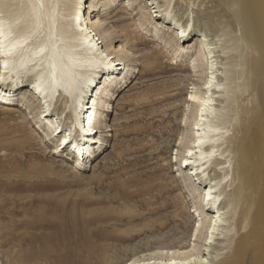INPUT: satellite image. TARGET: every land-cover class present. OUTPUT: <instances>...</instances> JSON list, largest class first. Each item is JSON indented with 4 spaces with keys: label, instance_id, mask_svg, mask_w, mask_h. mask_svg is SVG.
Returning <instances> with one entry per match:
<instances>
[{
    "label": "rangeland",
    "instance_id": "rangeland-1",
    "mask_svg": "<svg viewBox=\"0 0 264 264\" xmlns=\"http://www.w3.org/2000/svg\"><path fill=\"white\" fill-rule=\"evenodd\" d=\"M16 1L0 0V11L12 8L9 4ZM73 1L66 0L70 5ZM76 1L91 17L98 14L107 34L113 27L125 38L124 31L136 30L133 14L121 0L99 11L101 3ZM159 1L161 8H167L181 23L190 21L189 30L206 28L215 45L221 83L216 115L210 118L216 127L215 144L208 158L210 166L201 177L207 181L214 177L212 183L223 198L224 222L209 247L208 257L211 264L236 262V255L230 256L235 246L232 204L240 191L236 166L243 153L238 147L241 136H247L249 142L250 136L253 139L254 152L249 148L248 156H241L246 162L251 159L253 174L246 172L249 181L264 183V78L252 81L250 93L245 83L250 75L247 57L254 50L246 38L243 21L249 18L247 9H254L257 0ZM133 34H129V41L117 37L111 43H125V49L134 54L131 59L137 60L132 63H137L138 72L126 81L119 79L107 85L103 74L123 76L124 66L120 64L117 69L109 67L110 71L102 69L103 74L96 73L89 81L86 106L100 87L113 91L107 99L104 92L97 94L107 100L102 108L99 103L95 105L98 112L107 114L98 115L99 124L106 122L111 130L94 132L97 140L91 144L90 156L87 150L81 155L74 147L69 153L77 158L68 156L64 145H56L53 136L57 132L52 131V139L48 140L37 128L35 119L41 109L38 103L45 108L41 119L50 116L58 126H68L65 99L60 97L56 103L53 100L49 107L31 88L25 94L30 99L29 107L23 110L20 86L0 89V264H126L132 259L152 261L158 256L153 253L160 249L186 250L191 242L198 250L205 248L204 228L192 241L197 220L194 194L188 195L184 182L177 177L178 171L190 169L184 162L180 166L178 163L185 145L190 144L188 124L193 106L186 97L191 86H200L201 71L192 75L186 60L166 52L143 34L142 39L141 34L137 39L139 43L133 44ZM183 38L186 46L190 37ZM147 54L153 56L148 61L142 57ZM228 54L234 56L232 63L226 59ZM234 76H239V83L232 82ZM252 97L256 111L246 124L239 116L250 115L244 106ZM241 125L247 135L238 130ZM76 134L74 130L71 135ZM188 175L195 184V173ZM249 260L246 261L251 264Z\"/></svg>",
    "mask_w": 264,
    "mask_h": 264
},
{
    "label": "bare ground",
    "instance_id": "bare-ground-1",
    "mask_svg": "<svg viewBox=\"0 0 264 264\" xmlns=\"http://www.w3.org/2000/svg\"><path fill=\"white\" fill-rule=\"evenodd\" d=\"M119 1L91 0V3H101L99 6L102 8H99V11L106 10L108 4ZM78 2L74 0L70 5L66 0H17L9 4L12 8H4L3 11H0V89L9 90L11 87L20 86V108L23 110H27L29 107L30 99L25 97V94L30 92L31 88L43 96L40 97L41 100L45 101L49 107L53 100L56 103L60 97L65 99L64 105L68 109L70 119L67 127L62 126L61 130L56 128L58 123L50 116L44 115L41 119L45 108L39 103L37 107L41 109L36 116L35 123L37 128L42 130L45 139L48 140L52 139L50 133L55 128L54 131L57 134L53 137H56L54 140L57 147L64 145L65 153L70 157L77 158L75 154L69 153V151L73 152V147L78 149L81 155L87 150L86 155L90 156L93 153L91 144L96 143L97 140V137L95 138L93 135L94 132L107 133L111 130L110 125L106 122L103 125L99 124V120L88 122V110L93 115L107 116V114L98 112L95 105L99 103L101 108L104 107L107 101L105 99L113 94L112 90L109 91L102 86V89L100 87V91L93 96L90 105L86 106L87 102L84 100L87 90L91 86L89 81L93 75L103 74V70L117 69L122 64L125 71L123 76L117 78L113 75L109 77V73L103 74L104 81L111 86L116 84L117 80L126 81L125 78L133 75L135 71L138 72L135 69L137 63H132V61L137 62L133 57L131 59V56H134L133 52L125 49V43H120L118 46L112 45L111 42L115 38L119 37L124 40L126 38L129 41V34L131 35L133 32V44L137 45L139 35L141 34V39L144 35L154 41L156 45L162 46L166 52L186 60L187 68L192 75H197L195 73L200 70V86L197 88L191 86L192 90L186 97V101L193 106V117L188 124L190 144L185 145L184 154L179 158L178 163L180 166L184 162L190 166V169H187L186 172L178 171L177 177H180L184 182V191L188 195L194 194L196 199L193 201V212L197 220L192 228L194 235L192 241L197 238V233L204 228L203 245L205 248L198 250L191 242L190 247L186 250H180V247L160 249L153 253L158 256L152 261L149 258L146 261L132 259L126 264H211L208 257L210 255L209 247L216 239L215 235L218 234L219 227L224 221L222 216L223 198L220 197V193H217L216 186L212 183L214 177L208 181L203 176L201 177V174L204 175V171L210 166L208 158L215 144L216 127L210 118L216 115L214 110L218 105L217 92L221 84L215 45L211 41L207 29L196 27L194 30L192 27L189 30L190 21L186 20L181 23L168 12L167 8H161L162 4H159V0H121L120 2H124L127 10H130V14H133L136 29L130 32L124 31L125 38H123L122 31L113 27L107 34L106 30L101 27L102 23L98 14L96 18L91 17L89 11L85 13L83 6ZM246 15L249 18L244 19L243 28L250 48L252 51L254 50L247 57L250 75L245 78V83L249 86L247 87L248 93H250V89H253L252 84H254L252 81L255 78H264V68H262L264 64L262 0L256 1L254 9H247ZM257 15H260V20ZM183 37H190L189 44L186 46ZM179 38H183L181 43L178 42ZM141 39L140 41H142ZM103 43L105 49H102ZM142 57L148 61L153 56L147 54ZM233 58V54L226 55V59H229L231 63ZM238 79L239 76H234L232 82L237 80L239 83ZM129 80L130 84L131 79ZM103 92L106 97L103 96L104 100L97 95ZM108 106L106 104V108ZM111 108H113V104ZM244 109L249 111L250 115L241 114L239 118H242L243 122L247 124L253 119L256 111L255 97L250 98V102L244 106ZM43 121L47 123V127H44ZM243 129V125L238 128L240 132H243ZM74 130L77 134L71 135ZM241 134L247 135L245 132ZM108 135L103 134L102 136ZM91 136L94 138L92 142L89 141ZM249 140L250 142L247 140V136H241L238 140L239 152H243L237 158L236 166V172L240 176V191L232 204L235 209L233 224L235 246L229 255L231 258L236 255L238 259L236 262L230 260L229 263L226 261L223 264H249L247 259L252 260L251 264H264V183L257 185L249 181L250 177L246 172L252 171L251 159L249 158V161L246 162L241 157L248 156L246 151L249 148L252 153L254 152L252 136ZM63 141L65 142L62 143ZM104 141L101 143L105 144ZM54 151H57V148ZM249 155L252 157V154ZM192 167H195V170ZM191 169H193L192 172L189 171ZM191 173L193 175L195 173V184L189 180L188 174ZM207 207L210 208V211L206 209ZM211 209H215V212ZM241 258L242 260H240Z\"/></svg>",
    "mask_w": 264,
    "mask_h": 264
}]
</instances>
